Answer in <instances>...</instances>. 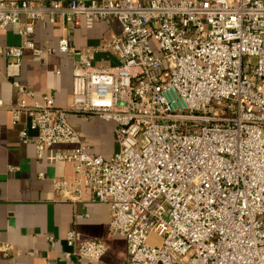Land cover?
<instances>
[{
	"label": "built area",
	"instance_id": "2783aa9c",
	"mask_svg": "<svg viewBox=\"0 0 264 264\" xmlns=\"http://www.w3.org/2000/svg\"><path fill=\"white\" fill-rule=\"evenodd\" d=\"M109 18L117 36L82 50L70 44L69 30ZM42 20L62 21L66 33L58 42L73 62L65 108L49 94L35 101L17 79ZM14 24L20 44L0 53L17 99L0 109L13 123L27 118L18 135L26 144L35 132L38 159L72 164V181L53 180L55 197L76 202L87 189L106 204L125 264H264V0H0V30ZM97 52L116 64L95 66ZM72 113L114 122L118 152L90 155ZM65 243L64 257L78 263L106 252L95 240L76 245L74 229Z\"/></svg>",
	"mask_w": 264,
	"mask_h": 264
},
{
	"label": "crops",
	"instance_id": "0c3cea01",
	"mask_svg": "<svg viewBox=\"0 0 264 264\" xmlns=\"http://www.w3.org/2000/svg\"><path fill=\"white\" fill-rule=\"evenodd\" d=\"M62 26V21L51 25L42 20L35 24L30 36L34 49L24 50L17 78L33 92L35 101L40 102L43 95L49 94L59 108L71 102L73 73L72 58L58 51L59 38L66 34ZM120 31L118 21L109 18L96 21L91 29L69 30L66 36L76 50H82L100 46ZM20 41L18 25L0 30L2 48L17 46ZM7 63L8 58L0 53V100L8 106L16 102L17 91L6 76ZM93 64L113 66L116 59L111 54L97 52ZM31 103L29 100L28 104ZM69 122L88 146L90 155L108 158L118 152L114 122L76 113L69 115ZM27 123L24 115L18 123H13L10 111L0 109V247L8 246L7 250L0 249V264H125V239L109 233L106 204L93 201L87 189H83L76 202L54 196L53 180L72 181L73 166L64 161L49 164L38 159L32 141L35 132L28 131L30 141L26 144L18 135ZM68 147L56 145L52 149ZM70 229L76 233V245L95 240L105 246L106 252L99 262L78 263L72 257H64L69 251L65 234Z\"/></svg>",
	"mask_w": 264,
	"mask_h": 264
},
{
	"label": "rangeland",
	"instance_id": "374dc122",
	"mask_svg": "<svg viewBox=\"0 0 264 264\" xmlns=\"http://www.w3.org/2000/svg\"><path fill=\"white\" fill-rule=\"evenodd\" d=\"M158 239H159V238H157V237H155V236H152V237H150L149 242L152 243V244H156V243L158 242Z\"/></svg>",
	"mask_w": 264,
	"mask_h": 264
}]
</instances>
